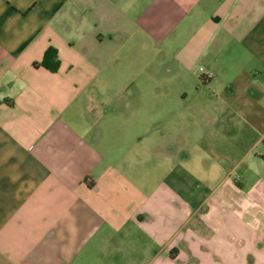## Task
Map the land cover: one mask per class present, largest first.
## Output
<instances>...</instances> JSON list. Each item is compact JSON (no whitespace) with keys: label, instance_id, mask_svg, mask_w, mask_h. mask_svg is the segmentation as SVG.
Instances as JSON below:
<instances>
[{"label":"crops","instance_id":"0c3cea01","mask_svg":"<svg viewBox=\"0 0 264 264\" xmlns=\"http://www.w3.org/2000/svg\"><path fill=\"white\" fill-rule=\"evenodd\" d=\"M0 264H264V0H0Z\"/></svg>","mask_w":264,"mask_h":264},{"label":"trees","instance_id":"16d2710c","mask_svg":"<svg viewBox=\"0 0 264 264\" xmlns=\"http://www.w3.org/2000/svg\"><path fill=\"white\" fill-rule=\"evenodd\" d=\"M35 66H45L51 71H57L60 67V60L58 50L54 46H49L45 51L44 57L41 61H35Z\"/></svg>","mask_w":264,"mask_h":264},{"label":"rangeland","instance_id":"374dc122","mask_svg":"<svg viewBox=\"0 0 264 264\" xmlns=\"http://www.w3.org/2000/svg\"><path fill=\"white\" fill-rule=\"evenodd\" d=\"M122 65V64H121ZM120 66H117V69H119ZM148 70L150 71L151 70V67L148 68ZM155 70H152L151 71V74L154 75L155 74ZM134 76H132V82L130 84L129 87L126 88V90L130 93L129 95L131 96L132 100H140V94L135 92V88L137 87V83L138 82H135L134 80ZM118 81H119V78H117V84H118ZM168 82L167 79L163 80V84ZM141 83H146V84H150V85H153V84H161L162 82L160 80H157L155 77L153 78H150V79H146V80H142ZM169 84H174L172 81L169 82ZM164 85H167V84H164Z\"/></svg>","mask_w":264,"mask_h":264}]
</instances>
